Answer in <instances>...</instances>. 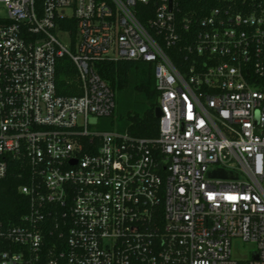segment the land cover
Wrapping results in <instances>:
<instances>
[{
  "label": "built area",
  "instance_id": "1",
  "mask_svg": "<svg viewBox=\"0 0 264 264\" xmlns=\"http://www.w3.org/2000/svg\"><path fill=\"white\" fill-rule=\"evenodd\" d=\"M184 1L0 0V179L31 200L0 264H264V0ZM118 59L153 66L158 137L101 126Z\"/></svg>",
  "mask_w": 264,
  "mask_h": 264
},
{
  "label": "trees",
  "instance_id": "2",
  "mask_svg": "<svg viewBox=\"0 0 264 264\" xmlns=\"http://www.w3.org/2000/svg\"><path fill=\"white\" fill-rule=\"evenodd\" d=\"M184 2L185 11L204 4V0H191V5L187 1ZM174 59L180 63V58ZM96 69L114 91L119 89L134 92L138 96L136 110L134 113H127L118 130L141 138L158 137L160 120L156 116V108L159 104V92L153 66L146 62L118 59L99 61L96 63ZM57 79L60 94L73 95L80 92L77 86V69L68 56L58 60ZM120 117L123 119L124 114ZM26 171V165L14 161L8 176L0 179V223L4 225L19 224L23 216L30 211L31 200L20 191V187L27 183L24 176ZM57 236V233L51 234L47 230L46 246H51Z\"/></svg>",
  "mask_w": 264,
  "mask_h": 264
},
{
  "label": "rangeland",
  "instance_id": "3",
  "mask_svg": "<svg viewBox=\"0 0 264 264\" xmlns=\"http://www.w3.org/2000/svg\"><path fill=\"white\" fill-rule=\"evenodd\" d=\"M4 13V12H3ZM115 99H116V108L112 116L101 119V126L106 129H118L121 123L125 121L127 113H134L137 108L138 96L134 92H125L122 90H115ZM124 114V118L121 119L120 115ZM253 244H247L242 241L238 243V246L235 247V253L237 251L240 253L246 252L248 249H254Z\"/></svg>",
  "mask_w": 264,
  "mask_h": 264
},
{
  "label": "water",
  "instance_id": "4",
  "mask_svg": "<svg viewBox=\"0 0 264 264\" xmlns=\"http://www.w3.org/2000/svg\"><path fill=\"white\" fill-rule=\"evenodd\" d=\"M156 116L160 117L161 116V110L160 108H156Z\"/></svg>",
  "mask_w": 264,
  "mask_h": 264
}]
</instances>
